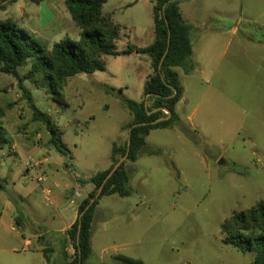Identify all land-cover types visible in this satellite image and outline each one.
Instances as JSON below:
<instances>
[{"label":"rangeland","instance_id":"374dc122","mask_svg":"<svg viewBox=\"0 0 264 264\" xmlns=\"http://www.w3.org/2000/svg\"><path fill=\"white\" fill-rule=\"evenodd\" d=\"M191 5L195 20H215L212 31L192 40L193 74L178 69L185 92L177 112L191 136L178 128L151 132L148 147L161 154L143 152L135 164L127 162L133 174L131 197L101 200L94 253L87 264H123L117 256L145 264H254L253 254L225 243L222 225L233 212L264 200V0H184L180 6L185 15ZM62 8L81 31L64 4ZM104 12L121 26L118 49L127 38L132 47L149 45L152 3L109 0ZM249 34L253 43L242 39ZM69 37L79 36L71 32ZM63 39L59 35L49 40L54 44ZM140 61L145 63L129 55L107 56V71L70 78L64 95L56 99L40 78L24 81L36 106L61 127L71 158L49 145L50 134L42 122L34 121L18 80L0 74V103L10 142L0 147V216L11 202L22 216L24 236H39L35 246L54 252L65 247L73 257L72 243L64 245L62 235L51 232L50 218L64 207L66 213L78 208L90 189L78 188L77 180L109 169L113 144L127 142L132 116L119 91L136 102L144 99L135 68ZM31 67L29 60L19 69L22 78ZM96 79L116 93H107ZM14 144L16 156L10 154ZM46 152L49 163L44 161ZM40 162L42 166H36ZM57 198L63 206L53 202ZM23 258L0 248V264H28Z\"/></svg>","mask_w":264,"mask_h":264},{"label":"trees","instance_id":"16d2710c","mask_svg":"<svg viewBox=\"0 0 264 264\" xmlns=\"http://www.w3.org/2000/svg\"><path fill=\"white\" fill-rule=\"evenodd\" d=\"M154 13V42L146 48L128 46L117 51L116 44L121 36V26L112 15L104 12L109 0H67L65 5L73 22L81 30L78 40L70 37L58 43L38 38L21 28L13 20L0 21V74L15 77L25 99L33 110L35 122H42L50 134L49 145L61 155L70 157L71 152L64 141V132L52 118L41 111L30 91L23 85L25 80L44 81L50 94L56 98L63 96L70 78L80 74L93 75L106 71V56H127L136 51L151 59L153 74L144 86V99L136 102L119 91L124 107L132 116L129 124V138L124 145L112 147V165L109 169L93 175L89 179L77 180V187L90 189L78 206L79 217L66 232V241L72 243L74 255L65 250L63 260L52 262L44 250L47 264H87L93 256V235L98 207L107 196L128 198L134 194L133 174L127 162L135 164L143 152L148 156L161 154V150L148 147L147 138L155 130L180 129L186 137L190 130L177 112L178 104L184 98V87L177 69L191 75L196 69L193 61V25L187 22L181 10L184 0H150ZM32 60V67L21 77L19 69ZM106 92L116 93V89L103 85ZM1 94V91H0ZM169 112V113H167ZM6 111L0 103V147L8 145L5 128ZM71 158V157H70ZM126 160L113 172L116 165ZM113 172V173H112ZM82 185H86L84 187ZM22 218L18 217L17 222ZM222 232L226 244L244 254L251 253L254 264H264V200L250 209L235 211L223 223ZM52 252V251H51ZM123 264H145L129 257L117 256Z\"/></svg>","mask_w":264,"mask_h":264},{"label":"crops","instance_id":"0c3cea01","mask_svg":"<svg viewBox=\"0 0 264 264\" xmlns=\"http://www.w3.org/2000/svg\"><path fill=\"white\" fill-rule=\"evenodd\" d=\"M66 1L67 0H0V21L13 20L17 22L21 28L32 33L38 38L49 41L50 43L53 40H49V39H54L59 35L63 36L64 38L69 37V34L71 32L80 37L81 31H78L75 28V26L70 22L67 13L62 8V5L63 4L65 5ZM146 1L151 3L150 0H146ZM182 13L184 15L185 20L193 25L192 40L198 41L200 38H202L203 33L206 30L212 31L211 29L212 23H214L215 20L212 19V17H208V19L205 21L195 20L194 17L196 13L194 12L193 5L186 8V15L184 14L183 11ZM79 37L76 38L75 40H78ZM243 37L244 38L242 39L246 42L253 43V41H255L250 36V34L243 35ZM121 38L122 37L120 36L119 40H121ZM154 39H155V31H153L151 38H149V45L143 47H136V48H146L154 42ZM243 40L240 39V42H243ZM124 44L125 45L123 46L122 49H118V45L116 44L118 52H122L128 49V46L130 45V39L128 38L127 40L125 39ZM193 55H194V48H193ZM129 56L145 60L144 64L140 61L135 67L140 75L139 85L144 89L146 81L153 74L151 59L143 58L144 55L139 54L136 51H134ZM118 57H123V56H118ZM104 60L107 63V56L104 57ZM107 69H108V64L106 71ZM95 81H97V83H100L101 85H105L104 82H102L101 80L96 79ZM10 147H11L10 154L15 156L19 155V153L17 152V146L15 144L10 145ZM45 155L46 156L44 157L45 159L44 161L49 163L51 159L50 153L46 152ZM26 171L29 173L30 167H26ZM0 178L2 177L0 176ZM41 178L43 179V181L46 179V177L43 175L41 176ZM33 194L34 193L32 194L29 193L30 196H32ZM47 194L50 195L49 190L47 191ZM53 202L54 203L56 202L57 204H60L62 206L64 205L62 199L57 198V201H53ZM71 204L73 203L71 202ZM65 210H67L66 207L62 209V212L59 213L58 217L53 216L52 218H50L51 221L50 223L51 225H53L51 232L53 234H61L62 238L64 239H66V232L72 227V225L77 221L79 217L78 208L75 209L71 208L69 213H66ZM99 212L100 211H97V216ZM17 213H18V209L15 206H13L11 202H8L7 205L3 208V212L1 213L0 216V248L2 250H6L7 253L13 254L14 257L16 256L24 257L23 259H25L28 262V264H47V260L44 255L45 248H43V246L37 247L35 246L34 243L35 241H38L39 236L33 235L30 236L29 238L24 236V234L20 230V224L19 222H17V218L18 217L22 218V216ZM97 223L98 222L96 217V222H95L96 229L98 227ZM32 234L34 233L32 232ZM93 240H94V236H93ZM54 244L55 242L49 241V245H54ZM61 245L62 244H60V247ZM62 254L63 252L60 251L59 249L56 250L55 252L50 251L48 253L52 262H60L59 256H61Z\"/></svg>","mask_w":264,"mask_h":264},{"label":"water","instance_id":"95a60500","mask_svg":"<svg viewBox=\"0 0 264 264\" xmlns=\"http://www.w3.org/2000/svg\"><path fill=\"white\" fill-rule=\"evenodd\" d=\"M167 113H169V112H167ZM130 141H131V138L129 137V144H130ZM126 160V158H124V159H122L117 165H116V167L114 168V170H113V172L124 162ZM223 163V160H221L220 161V164H222ZM112 172V173H113Z\"/></svg>","mask_w":264,"mask_h":264},{"label":"built area","instance_id":"2783aa9c","mask_svg":"<svg viewBox=\"0 0 264 264\" xmlns=\"http://www.w3.org/2000/svg\"><path fill=\"white\" fill-rule=\"evenodd\" d=\"M36 166L40 167V166H42V163L40 162L39 164H36Z\"/></svg>","mask_w":264,"mask_h":264}]
</instances>
